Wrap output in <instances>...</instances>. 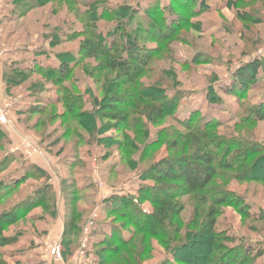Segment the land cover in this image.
<instances>
[{"label":"rangeland","instance_id":"1","mask_svg":"<svg viewBox=\"0 0 264 264\" xmlns=\"http://www.w3.org/2000/svg\"><path fill=\"white\" fill-rule=\"evenodd\" d=\"M209 1L210 10L201 9V0H48L37 8L32 7L34 0H0V115H6L5 123L0 120V181L12 167L33 163L42 170L36 173L29 168L28 172L34 176L30 183L22 186L23 193L55 182L51 190L58 200L47 208L49 202L44 199L40 207L31 210L32 219L29 214L6 227L5 237L18 238L19 242L0 247L2 263L96 264L102 246L86 240V232L89 220L95 218L93 210L102 200V193L110 189L120 195L133 192L142 202L150 196L149 189L143 190L140 183H154L145 180L144 173L163 159L189 155L193 151L189 140L179 138L180 129L187 128L181 125V121H185L193 127L212 123L208 133L216 144L217 159L222 157L238 163L235 168L219 169L216 183L212 184L218 191H230L232 196L240 197L238 206L220 207V225L216 229L235 242L225 244L227 249L219 257L230 260V253L236 252L241 258L248 251L252 259L246 260L245 256L243 261L264 264V256H256L258 251L264 254V178L259 174L239 178V170L245 165H241L239 147L255 145L264 149V0ZM31 7L33 10L26 16L18 17ZM133 9L139 10L135 21L129 18ZM95 10L98 16L105 12L107 18L91 20ZM115 11L122 16H115ZM91 27L100 33L111 31L112 36H105L109 41L124 44L128 37H137L138 45L146 43L158 47L155 52L146 50L151 61L138 82L144 87L163 90V93L156 91V98L150 100L155 109L164 103L170 105V112L161 121L152 123L144 112L137 115L135 110H131L125 123L103 117L101 113L106 108L95 99L110 101V98L102 99L118 75L117 71L103 65L101 59L83 51L82 42L88 37V28L94 29ZM158 29L166 36L160 43L149 34H156ZM15 56L18 57L13 60ZM26 59L34 61L36 68L29 71L20 66ZM63 60L71 64L68 75L57 71ZM254 62L261 66L252 81L241 88L235 84L234 76L244 72L243 69L250 72ZM115 89L128 93L129 101L121 105L129 106L133 88L125 84ZM67 97L77 98L72 110ZM254 106L261 109L262 115L251 116L250 109ZM33 107L40 109L34 112ZM139 121L147 132L148 149L141 144L135 153L130 151L129 155H124L117 145L125 143L127 135L139 132V124L135 127ZM80 122H85L87 128ZM93 128L105 132L97 137L114 144L109 152L88 144L98 140L90 133ZM144 142L143 139L140 143ZM263 164L264 161L254 167ZM88 174L91 185H88ZM62 175L67 205L73 201L72 205H78L79 209L90 208L77 222L82 228V239L79 241L81 236L77 235L73 243L62 244L63 258L56 261L50 250L58 237L53 232L48 238L47 229L49 223H58V211L65 210L59 185ZM73 188L76 189L75 200L69 198L75 197ZM20 195L0 201V211ZM177 201L184 207L180 214L181 237L189 247L194 239L191 232L199 229L200 216L204 217L205 213L194 196L185 194ZM142 205L146 210H153L149 201ZM22 212L4 219H18ZM78 215L82 217L83 213ZM0 219L1 222L3 217ZM106 219L126 230L133 228L118 214ZM136 237L143 235L136 234ZM150 241L152 251L148 247ZM115 244L106 243L107 247ZM142 247L144 253L138 264H158L169 254V250L150 236ZM198 249L189 247L187 262L172 258L164 264H203L201 250H212L204 244ZM122 258L120 264H135L131 253ZM214 263L216 261L211 264Z\"/></svg>","mask_w":264,"mask_h":264},{"label":"trees","instance_id":"2","mask_svg":"<svg viewBox=\"0 0 264 264\" xmlns=\"http://www.w3.org/2000/svg\"><path fill=\"white\" fill-rule=\"evenodd\" d=\"M34 1L35 3L32 7L37 8L43 6L48 0ZM201 1L200 5L202 10L211 9L212 6L210 5L211 3L209 0ZM32 7L27 10V12H21L18 17L26 16L31 10H33ZM96 12L97 10L92 13L91 20L107 18L105 12H102L99 16ZM118 12L119 11H115V16H122V14ZM138 14L139 10L137 11L133 9L129 17L130 20L135 21ZM171 25H173V23ZM92 28L94 27H91V29ZM88 29V37L85 42H82L83 51L87 52L94 58L101 59L103 65L117 71L118 77L114 80L115 88H121L122 86H125V84L133 88L132 100L130 101L129 106L125 107L121 104L129 101L128 93L125 91L120 92L118 89H115L113 87L114 82L111 81L110 91L106 92V95L102 99L107 100L110 98V101L103 102L98 98L95 99L97 104H101L103 108H106L102 110L101 114L103 117L109 118V120L115 122L125 123L130 117L131 110H135L137 115L144 112L147 119L152 123L161 121L164 115H167L170 112V105L164 103L163 106L159 105L160 107L155 109L153 101L151 103L150 100L156 98V91L163 93V90L159 91L154 88V86L144 87L142 83L138 82L146 72V66L151 61L146 50L150 49L155 52L158 47L148 44L146 45V43L138 45L137 37H134L133 39L128 37L124 44L117 42L116 40L109 41L107 37L112 36L113 33H111V31L108 34H105L100 33V31L95 28L92 29V31L90 28ZM149 34L151 35V38L158 43L166 40V36L162 33L161 29H158L156 34ZM26 60L27 61L20 66H25L24 69H28L29 71L36 68L34 67V61L30 59ZM260 66L259 62H254L252 67H250L252 74L250 73L251 71L246 72L247 69H243L242 71L244 72L237 73L234 76V80H236L235 84L238 83L241 88L244 85L247 86L254 76H256L257 70H259ZM57 71H59L61 75H68L71 71V64L69 61L63 60L59 67H57ZM8 88L9 87H7V89ZM67 100L71 102L68 106L69 109L72 110L75 105L73 102L77 101V98L74 99L73 97H70L69 99L67 97ZM167 106H169V108ZM38 109H40V107L32 108L34 112H37L35 110ZM97 110L99 111V109ZM250 110L251 116L253 117L262 115L260 111L261 109L258 107L254 106ZM80 123L85 129L87 128V126L84 125L85 122ZM138 124L141 128L139 129V132L137 130L136 134H133L130 137H127L129 136L127 135L124 138L125 143L123 142L117 145V149L124 151V155H129L130 151L135 153L138 147L142 146L141 144H144L143 146L145 150L148 149L149 141L147 139L146 129L141 127L143 126L142 121H139L135 127H137ZM188 124L189 122L181 121V125L187 128H185V130L180 129L181 134L179 138L189 140V146L193 150L192 153L176 158L171 157L163 159L151 166L147 172L144 173V179H150L154 183L151 184L145 181L140 183L143 190L149 189L150 196L142 202L133 192L126 195L115 193L110 197L102 199L96 206L95 210H93L95 218L89 220L86 240L102 246L97 253L100 259H98L96 264H106L109 261L112 262L111 264H120V261L124 259L122 257L126 256L127 253H131V255L134 256L133 260L135 264H138L141 254L144 253L142 245L148 236L155 238L161 246H164L166 250H169V254H167L158 264L167 263V261L172 258L173 260H176L177 258L178 260L187 262V258L189 257V247L191 250H199L198 247L202 244H204L205 247H211L212 250L207 252L201 250L202 254L200 256L203 264H211L213 261H216L214 264H249V262L243 261L245 256L246 260L252 259L250 256L251 252L248 251L246 252V255H243L241 258L238 257V253L236 252L230 253V260L223 256L219 257V255L227 249L225 244H232V242H235L230 237L225 236V233L222 235V233L216 229L217 226L220 225V207L225 205L238 206L240 204V199L238 198L240 197L236 195L232 196L230 191H222L221 189L218 191L212 184L216 183L219 169L235 168L238 163L222 157L217 159L218 150L215 148L216 144L210 140V135L208 133L209 128L212 127V123L209 122L206 123V125H196L194 127L189 126ZM108 126L113 127L114 125ZM90 133H92L94 138L98 140L94 144L88 143L89 145H96L108 152L112 149L111 147L114 145L113 143L108 141V143H105L106 141L104 142V140L97 137L99 133H105L101 131V129L93 128ZM143 139L145 142L140 143ZM239 148V154L242 158L240 161L242 162L241 165L245 164L242 165L243 169L239 170L241 173L239 178H253L254 174H259L261 176L260 178H264V164L261 167L259 166V168L254 167V165H260L263 163L264 149L255 145H253V147L240 146ZM252 159L253 161L250 162ZM248 162H250L249 165H247ZM83 164L85 165L84 162ZM18 165L12 167L8 174H6L0 181V201L6 200L11 196L16 197L15 194H21L19 198L13 199L14 201L8 208H4L0 211V218L3 217L0 222V247L5 245L14 246L19 242L18 238L11 236L5 237L4 234L6 232V227L15 225L18 223L19 219H25L26 215L28 216L31 210L41 206L44 199V201L49 202L47 208H50L53 202L55 203V200L56 204L58 203L57 197L54 195V185H52L51 182L36 186L30 193L28 192V194H24L22 186L24 187L26 184L30 183V179L34 176L32 175L33 173L28 172L29 168H32L36 173L40 172L41 168L33 163L27 165L21 163ZM91 184L92 183L88 182V185ZM51 188L53 189L51 190ZM61 190L64 200L66 199L65 211H67L68 214L64 238L62 239V242L60 241L62 248V244L69 245L70 243H73L74 236H81L82 228L81 225H77V222L79 223L78 220L83 218L84 214L86 215V211L88 212L90 207L86 206L85 208V206H83L82 209H79L78 205H72L73 201L67 205L68 196L64 179L61 183ZM72 190L74 191L73 194L75 196L76 189L73 188ZM136 190L138 192L137 187ZM48 191H52L51 194L50 192L48 193ZM185 194L194 196L200 205V209L205 213L204 217L200 216L202 222L200 223L201 225L199 229L191 232V234L194 235V239L190 241L192 243H190L191 245H189V247H186L188 243H186L185 240L183 241V238L181 237L183 228L181 226L182 220L180 219V214L184 210V207L181 206L179 201H177V198H180ZM137 196L139 195L137 194ZM69 198H74L75 200L76 196ZM146 201L151 202L153 210H146L145 207H143L142 204ZM20 210L23 212L18 219H4L17 215ZM79 213H83L82 217L78 215ZM117 214L118 216L120 215L127 219L133 228L126 230L121 225L114 224V221L106 219L107 216L109 217ZM29 216V218L32 219L31 216L33 215L30 214ZM47 231L49 230L47 229ZM136 234H142L143 237L137 238ZM81 239L82 236L79 241ZM111 242L116 244L112 247H107L106 243ZM130 244H133V247H130ZM86 247L87 246L83 248L86 249ZM148 247L149 250H153L151 241L148 243ZM256 256L259 258L264 256V254L258 251ZM194 258H197V256H194ZM0 264L4 263L0 261Z\"/></svg>","mask_w":264,"mask_h":264},{"label":"crops","instance_id":"3","mask_svg":"<svg viewBox=\"0 0 264 264\" xmlns=\"http://www.w3.org/2000/svg\"><path fill=\"white\" fill-rule=\"evenodd\" d=\"M18 56H15V57H12V59L14 60L15 58H17ZM91 175L88 174L86 175V177L90 180L89 183H92L91 182ZM65 179V177L62 175V177H59V185H60V189H61V183H62V180ZM52 184H55V182H52ZM107 192H104L102 193V197L101 199H105L107 197H110L112 196L113 194L117 193V190H113V189H110V190H106ZM61 199L63 201V208L65 207V200H64V197L61 196ZM86 208V206H85ZM87 212V211H86ZM58 217H57V221L58 223L56 222H51L48 224V238H50V236L53 234L54 232V235L55 237H58V240L62 242V239L64 238V234H65V226H66V222H67V219H68V214H67V211L65 210H62L61 212L58 211ZM57 226V227H56ZM56 227V228H55ZM55 228V229H54ZM79 236V235H78ZM77 236V237H78ZM73 239L75 240L76 239V236L73 237Z\"/></svg>","mask_w":264,"mask_h":264},{"label":"built area","instance_id":"4","mask_svg":"<svg viewBox=\"0 0 264 264\" xmlns=\"http://www.w3.org/2000/svg\"><path fill=\"white\" fill-rule=\"evenodd\" d=\"M0 120H1V122L5 123L6 122V115L5 114H1L0 115ZM50 253L55 258L56 261L61 260L63 258L61 242L59 240L55 243L54 246L51 247ZM78 259L76 258V261H78Z\"/></svg>","mask_w":264,"mask_h":264}]
</instances>
